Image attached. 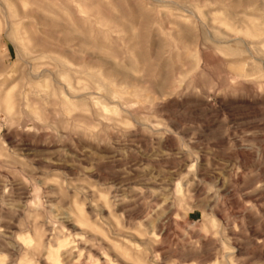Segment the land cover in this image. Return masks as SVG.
Segmentation results:
<instances>
[{
	"label": "rangeland",
	"instance_id": "rangeland-1",
	"mask_svg": "<svg viewBox=\"0 0 264 264\" xmlns=\"http://www.w3.org/2000/svg\"><path fill=\"white\" fill-rule=\"evenodd\" d=\"M0 264H264V0H0Z\"/></svg>",
	"mask_w": 264,
	"mask_h": 264
}]
</instances>
